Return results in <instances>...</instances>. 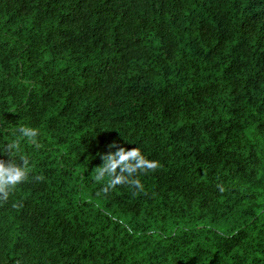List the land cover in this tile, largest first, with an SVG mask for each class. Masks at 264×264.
Here are the masks:
<instances>
[{"label": "trees", "instance_id": "1", "mask_svg": "<svg viewBox=\"0 0 264 264\" xmlns=\"http://www.w3.org/2000/svg\"><path fill=\"white\" fill-rule=\"evenodd\" d=\"M13 143L0 264H264V0H0ZM113 143L142 191L95 181Z\"/></svg>", "mask_w": 264, "mask_h": 264}, {"label": "clouds", "instance_id": "2", "mask_svg": "<svg viewBox=\"0 0 264 264\" xmlns=\"http://www.w3.org/2000/svg\"><path fill=\"white\" fill-rule=\"evenodd\" d=\"M18 134L28 140L36 142L38 132L35 128L23 126L16 130ZM39 146V145H37ZM109 148H115L116 151H109L102 155L103 163L95 169V181L103 182L102 190L107 193L117 185L128 184L135 189L142 191L143 185L137 178L141 172L155 169L158 165L154 161H149L139 147L127 149L119 147L115 143L109 145ZM17 145L9 144L6 147H0V155H7L8 161L0 159V199H6L18 185L28 179V159L15 157Z\"/></svg>", "mask_w": 264, "mask_h": 264}]
</instances>
